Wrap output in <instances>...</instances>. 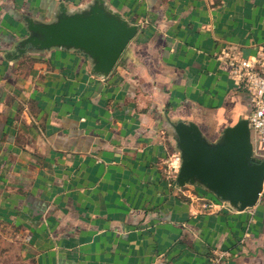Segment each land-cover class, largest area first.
Returning <instances> with one entry per match:
<instances>
[{
    "label": "crops",
    "instance_id": "obj_1",
    "mask_svg": "<svg viewBox=\"0 0 264 264\" xmlns=\"http://www.w3.org/2000/svg\"><path fill=\"white\" fill-rule=\"evenodd\" d=\"M105 1L140 29L102 79L76 52L13 59L25 17L92 0H0V264H264V192L179 188L172 128L249 118L226 59L264 50V0Z\"/></svg>",
    "mask_w": 264,
    "mask_h": 264
},
{
    "label": "water",
    "instance_id": "obj_2",
    "mask_svg": "<svg viewBox=\"0 0 264 264\" xmlns=\"http://www.w3.org/2000/svg\"><path fill=\"white\" fill-rule=\"evenodd\" d=\"M24 22L28 36L19 42L14 60L52 50L76 52L102 79L112 73L140 29L105 0H92L75 11L61 4L49 22L31 17ZM172 128L181 157L179 188L201 186L237 211L258 203L264 192V159L255 156L248 119L226 128L216 142L209 141L193 122L179 121Z\"/></svg>",
    "mask_w": 264,
    "mask_h": 264
},
{
    "label": "built area",
    "instance_id": "obj_3",
    "mask_svg": "<svg viewBox=\"0 0 264 264\" xmlns=\"http://www.w3.org/2000/svg\"><path fill=\"white\" fill-rule=\"evenodd\" d=\"M226 61L236 89L251 99L252 111L248 120L255 156L264 159V50L255 59L228 56ZM258 147L263 148L262 153Z\"/></svg>",
    "mask_w": 264,
    "mask_h": 264
}]
</instances>
